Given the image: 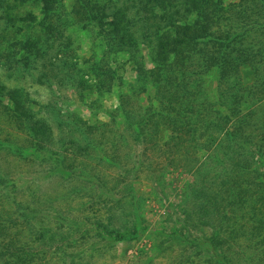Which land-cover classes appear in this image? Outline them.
Masks as SVG:
<instances>
[{
	"label": "trees",
	"instance_id": "1",
	"mask_svg": "<svg viewBox=\"0 0 264 264\" xmlns=\"http://www.w3.org/2000/svg\"><path fill=\"white\" fill-rule=\"evenodd\" d=\"M63 1L0 0V26L11 24L13 13L25 6L38 7L42 15L26 12L19 19L27 21L25 33L14 41L18 51L2 57L0 70L8 66V77L32 69L47 81L53 76L75 88L73 102L80 104L89 69L98 97L114 94L115 108L100 128L87 131L72 123L70 132L58 119L53 123L23 86L0 81V114L8 119L0 127V264H53L55 257L60 264H87L93 256L87 253L100 251L101 243L132 241L149 231L142 194L119 176L108 189L116 170L128 175L123 161L132 155L120 148L130 152L132 145H152L162 154L167 146V152H182L183 164H197L196 177L183 186V223L166 241L181 247L186 263L264 264V15H246L249 0L234 2L233 11L226 10L228 0H176V10L170 2L175 0H137L133 20L152 42L151 67H137L138 89L130 94L117 57L127 53L133 61L135 44L120 16L100 3L110 0H70L69 13ZM159 9L163 14L156 18ZM68 16L80 31L104 28L94 31L102 59L69 62L70 46L51 42L62 38ZM35 26L43 41L33 39ZM15 31L16 37L23 30ZM45 56L51 57L48 63L37 62ZM243 68L252 75L250 83L243 81ZM165 134L172 143H163ZM23 160L37 164L42 178L58 186L38 193L35 184L20 186L23 178L11 163ZM37 173H28V184L39 180ZM116 189L121 193L114 198ZM35 193V201L25 199Z\"/></svg>",
	"mask_w": 264,
	"mask_h": 264
},
{
	"label": "rangeland",
	"instance_id": "2",
	"mask_svg": "<svg viewBox=\"0 0 264 264\" xmlns=\"http://www.w3.org/2000/svg\"><path fill=\"white\" fill-rule=\"evenodd\" d=\"M136 1L137 0H110L109 2H100L101 5L107 7L108 13H117L120 16L119 20L122 23V29L126 32H130V39L135 44L136 58L133 61L129 58L130 55L127 53L117 57L118 60L122 61V67L124 70L121 73H124L123 77H129V79L127 78V80L130 81L127 93L130 94L135 92L133 91L135 88L138 89L136 82L137 74L135 72L137 67H139L140 64H143V66L145 65V67L148 68L151 67L149 64L151 60L148 50L149 46L152 45V42L145 40V37H142L143 34L139 30L140 26L135 24L133 20L134 13L138 12L135 8ZM237 1L238 0H228L226 10L233 11L236 6L232 7L231 5L236 4L234 2ZM259 1L249 0L248 3L245 2L244 6L246 9V15L252 17L256 16L262 20V16L264 15V7L262 3H264V1ZM69 2L70 0L63 1L66 13H69L71 10ZM170 2L173 4L172 7L174 9L172 10L181 7L179 1L175 0ZM25 7L26 8L21 9L18 13H13V15H16V17L12 16L13 24L4 21L0 26V57L2 59L0 61L5 60V58L2 57L7 55L8 52L12 55L14 51H18L17 48H14V43L18 41V39H21L24 35L23 33H25L26 28L24 25L27 21L23 20V22H21L20 20L27 15L26 12H31L30 15L33 17H42L39 13L38 7ZM157 12V14L154 13V16L160 18V14H163V12H161L160 9ZM229 14L231 13H227L226 15L229 16ZM2 15H4V13H2ZM66 19H68L67 25H64L61 32L62 34L60 33L62 38H58L59 40L53 38L51 42L54 41L58 44L70 46L71 56L69 57L71 58H69V62L77 61L81 63L82 61L83 64L86 63L87 65H90L93 61L102 59L103 54L101 53V50L103 49L100 46V40L95 37L94 34V31L97 32L101 27L97 26L98 28H95L94 31L88 29L87 32L89 33H86L85 30L80 31L77 28V25L72 23L71 16H68ZM15 29L23 31L16 34L15 37ZM38 30L40 29L35 26L33 39H41V41H43V38H38ZM41 41H39V44ZM50 60L51 57L45 56V58L38 60L37 62L48 63ZM55 67H57L56 64ZM7 68L8 66H6V69L3 68V71L6 72ZM39 69L40 71L44 70L41 67ZM3 71L0 70V81L2 83L4 81L8 86H11V84H19L23 86L32 97L42 103L43 112L47 113L50 119H53V123L56 122L55 119H58V121L62 125H65L70 132H75L72 123H79V127L87 131L92 127L100 128L103 123L108 122L106 112L109 113L115 108L116 97L114 94L109 93L101 98L98 97L97 88L95 87L96 82L94 81L95 74L89 69L86 72V76L84 75L82 78L90 80V82L86 83L83 87L82 95L79 96L82 99L80 104H74L73 102L75 88L71 89V87L57 81L53 76L49 79V81H51L49 82L47 81L48 79L46 78L45 73L41 74L34 69H32L30 74L22 75L21 72L19 73L20 76L18 74H12L9 77L6 76ZM47 71H50V68H47ZM61 75L62 72L59 70L58 76L61 77ZM241 76L245 83L251 82L252 75L250 74L249 69H241ZM112 91L122 92L121 88L117 89L116 87H113ZM135 103L136 102L134 101L133 104L136 105ZM50 107L55 108L51 111ZM62 110L67 112V114ZM91 110H94L95 113H92ZM59 111L61 112L59 113ZM4 125H8V119L0 114V127H4ZM168 137L169 136L166 134L165 136H162L161 139L163 140V143L166 141L172 143L170 140L168 141ZM109 145H111V141L106 143L104 147H109ZM151 146L152 145H148V148L147 146L142 148L140 145H132L130 152L129 150L127 151L125 147L120 148L123 153L128 152L134 159L131 157V160L123 161V169L126 171L127 167L130 168L129 173H127L128 175L125 176L120 170H116L114 174H112L113 177H111L108 183L109 189L113 186V183H117L119 176L121 180L125 179V181H129L131 186L142 194L144 200L140 201L141 216L144 220L145 227H147L149 231L140 233L139 237L132 241H105L101 243L102 249L100 251H89L87 253V256L91 253L93 254V256L87 258V264H192V262L186 263L187 261L183 257H180V246H177L176 244L170 245L166 241L168 240L167 237L171 236L170 233L172 230L174 228L179 230V227H181L183 223L182 220L184 216L182 209L188 204L184 201L183 186L186 182L191 181L192 178L196 177L193 168L197 164L190 160L187 161V163L185 162L184 165L182 160H180L183 155L182 152H179V154L167 152V146H163V150H165L164 152L167 154L152 151L150 149ZM198 157L200 159V155ZM30 164V160L15 161L11 163L12 172L19 173H16L17 177L21 175L23 178V180L19 182L20 186L25 188L30 185L33 189L35 184L39 189L36 190L37 193L53 190L58 186L57 184H49V179L42 178L43 172L37 164L35 166ZM31 170H36L39 172L37 173V176H40L39 180H35L32 184H28L33 178H29L28 175ZM199 175L201 176L202 172H200ZM119 193L121 192L116 189L111 196L117 198L119 197ZM48 197H50V195L46 198ZM36 198L38 199L39 197H37L35 193L34 195L28 194L25 199L32 202L35 201ZM43 199L45 198H40L39 200L42 201ZM1 203L2 202H0V204ZM38 203L39 201H36V204ZM72 205L75 209L76 204L72 203ZM247 208L251 211V204H248ZM153 231L161 232L163 234L155 236ZM191 261H193V259ZM53 264H60L56 257L53 260Z\"/></svg>",
	"mask_w": 264,
	"mask_h": 264
}]
</instances>
